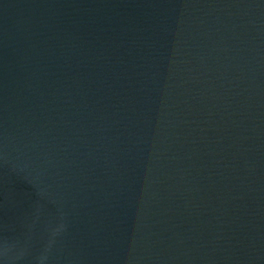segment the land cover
Listing matches in <instances>:
<instances>
[{
    "label": "water",
    "instance_id": "obj_1",
    "mask_svg": "<svg viewBox=\"0 0 264 264\" xmlns=\"http://www.w3.org/2000/svg\"><path fill=\"white\" fill-rule=\"evenodd\" d=\"M0 264H264V0H0Z\"/></svg>",
    "mask_w": 264,
    "mask_h": 264
}]
</instances>
